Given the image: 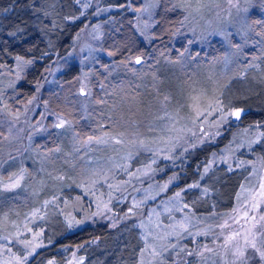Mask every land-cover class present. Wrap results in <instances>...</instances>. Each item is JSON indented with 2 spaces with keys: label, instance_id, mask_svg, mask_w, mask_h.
Here are the masks:
<instances>
[{
  "label": "rangeland",
  "instance_id": "rangeland-1",
  "mask_svg": "<svg viewBox=\"0 0 264 264\" xmlns=\"http://www.w3.org/2000/svg\"><path fill=\"white\" fill-rule=\"evenodd\" d=\"M158 1L75 0L78 12L69 19H84L83 25L67 51L52 46L54 59L31 90L15 84L25 79L32 59L3 67L0 190L15 191V204L27 202L25 189L35 198L23 217L0 219V264H26L37 249L86 224L123 228L115 241L99 245L95 239L87 249L75 246L65 261L47 264H129L130 257H136L133 264H264L245 243L255 236L264 251V165L252 152L260 125L232 120L235 108L227 106L242 101L243 86L234 87L235 95L226 90L214 97L217 91L212 96L200 83V64L190 60L227 53L222 72L228 80L234 62L239 69L236 46L248 60L264 52V0H216L199 13L197 0H177L188 6L171 44L180 43L173 49L182 72L177 64L151 61L152 52H124L117 59L111 49L115 11L126 7L137 32L152 39ZM72 65L76 76L63 80L60 74ZM242 80L264 88L260 61ZM104 98L106 108L99 102ZM225 133L228 142L218 145ZM207 143L213 151L200 162V179L178 187L191 157ZM219 164L247 171L232 209L220 216L214 196L225 206L230 187L223 185ZM10 211L18 212L4 214ZM237 248L243 258L233 254Z\"/></svg>",
  "mask_w": 264,
  "mask_h": 264
},
{
  "label": "trees",
  "instance_id": "trees-1",
  "mask_svg": "<svg viewBox=\"0 0 264 264\" xmlns=\"http://www.w3.org/2000/svg\"><path fill=\"white\" fill-rule=\"evenodd\" d=\"M74 1L75 0H0V72H2L4 66L12 65L17 58L32 59L33 61L31 69L27 71L25 75V79L21 82H16L15 86L31 90L32 86L42 76L43 72L54 59V54L52 52L48 53L52 46H56L54 49L60 50V53H64L70 48L74 40L73 37L80 30L84 20L81 18L78 20L69 19L78 12ZM109 1L117 5H122V3L126 5L128 1L133 4L139 0ZM162 1L163 0L158 1L159 7L157 15L155 16L156 24L153 33L155 34V37L152 39L145 38L137 32L131 22L132 12H129L126 7L124 10L120 9L115 11L118 18L116 23L113 24V30L110 31L111 49L112 51L117 52V59L123 58L124 52L125 55H127V52L134 55L140 52L144 55L147 54L146 52H152L150 53V55H152V58H150L151 61L159 60V64L162 65L163 63L170 65L177 64L175 70L177 72H182L183 67L180 65L181 61L179 58H176L178 56L176 53L178 46L176 45H179L180 43L177 42V44L172 46L171 44L174 42L172 37H174L173 32L175 29L173 27L176 26V22L179 24L180 18L185 13L184 8H188V6L185 5V7H183L184 5L182 6L177 0ZM213 1L216 0L195 1L197 5V8L195 9L196 13H199L200 9L203 11L206 4L208 8ZM174 46H176L177 50L173 49ZM232 54H239V69H234V64L236 63L234 62L230 67V71L233 70L234 73L228 80V74L225 76V74H223L224 72H222L225 66V58L226 56H230L227 53H223L219 58L209 56L205 59L200 55V57H194L190 60L196 61L200 64L199 70L202 73L200 83L206 84L208 88L211 87L210 94L212 96H214L217 91L214 97L221 95V92L226 90L227 95H235L232 93L234 87L243 86L242 89L244 93L242 94V101H234L229 104L227 108L230 106L234 108L239 106L248 108L249 112L243 115L239 122L245 124L259 123L262 137L259 143L254 144L252 152L261 159L264 165V88L261 89L259 83L253 84L252 81H246V83L242 82L246 70H248L251 65H254L255 61H260V64L264 66V52L258 51V55L252 60H248L249 54L247 53L248 56L246 57L245 51L236 46ZM76 68L77 65H72L67 70L63 71L60 74V77L65 81L73 79L77 74ZM129 74L132 75L130 77L134 80L138 78L132 72ZM1 76L2 75H0V77ZM161 78L164 79V77L161 76L159 77L160 81ZM214 79L218 82L213 83ZM251 84L254 85L255 88L257 87L258 91L253 90L251 92ZM212 86H217V88L213 89ZM111 88L112 87H110V89ZM160 93H162V91ZM147 97L152 98V96ZM108 98H104V101L102 99L99 101L102 106H105V108L110 104ZM105 111L107 110L105 109ZM106 113L107 112H104V114ZM98 128L101 127L98 126ZM228 140V135L225 133L218 137V145L226 144ZM66 142L67 139L65 140V143ZM3 145L5 144L0 142V147H3ZM203 146L205 147L197 150L191 157L185 170L188 172V176L186 178L180 176L178 187L184 184L188 185L191 182H196L200 179V162L203 161V158H206L205 156H208L213 151V148L209 143ZM218 166H220L219 170L222 173L224 172V178L222 179L223 185L228 184L230 187V189L224 191L226 197L225 206L222 202L216 200L217 196H214V206L221 205V208L217 209L220 216L221 213H223L222 215H227L232 209L236 202L240 186L246 179L247 171L242 168L229 170L224 164H219ZM47 167L53 169L54 166L47 165ZM12 170H14L13 167ZM12 170L10 169V172H12ZM181 174L182 172L179 173V175ZM28 175L26 178L29 177ZM205 181L207 185L208 181ZM31 191H29V193ZM198 192L200 191H196V193ZM23 193L25 195V200L27 197L30 200V203L27 199V202L24 204L23 202L20 203L18 200V204H15L13 199V196H16L15 191L0 190V219L8 217V219L15 220L13 216L19 214L23 217L25 215L26 211L29 210V207L32 204L31 201L35 198V194H29L26 189ZM12 205L14 206L12 207ZM15 207L18 210V212H16L17 214H14V211H10L8 215L4 214L6 210H13ZM122 228L108 227L101 224L83 225L80 229L62 235L53 243L37 249L35 254L31 256L26 264H47L48 260L57 261L59 263L63 262L75 246L83 244V247L87 249L86 247L91 246L95 239L98 240V243L96 244L99 245H103L105 240L109 242L115 241L117 239V234L121 232ZM129 228L131 229L129 233L137 235V231L133 226H129ZM136 249H139V245ZM135 258L130 257L129 264H133Z\"/></svg>",
  "mask_w": 264,
  "mask_h": 264
},
{
  "label": "snow or ice",
  "instance_id": "snow-or-ice-1",
  "mask_svg": "<svg viewBox=\"0 0 264 264\" xmlns=\"http://www.w3.org/2000/svg\"><path fill=\"white\" fill-rule=\"evenodd\" d=\"M137 63H139V60H137ZM233 114L235 116H237V117H239V115H240L239 111H236ZM177 195H179V194H177ZM261 219H264V217H261ZM228 239L231 240L232 237H229ZM245 243L248 246H250L252 249H254L256 252H258L259 255H260V258L262 260H264V251H261V249L257 247V243H256V240H255V236H253L251 240H249L248 237H245ZM225 246H227V241H226ZM209 251H210V249H209ZM233 254L237 257V259L243 258V256H244V252L240 248H237L236 252L233 253Z\"/></svg>",
  "mask_w": 264,
  "mask_h": 264
},
{
  "label": "water",
  "instance_id": "water-1",
  "mask_svg": "<svg viewBox=\"0 0 264 264\" xmlns=\"http://www.w3.org/2000/svg\"><path fill=\"white\" fill-rule=\"evenodd\" d=\"M140 57H137L136 60H138ZM81 93H84V90L83 89H80ZM236 111H239L240 115L239 117L235 116L233 113H235ZM247 112H249V109L248 108H245V107H242V106H239V107H236L234 109V111L232 112V120H240L241 119V116L242 115H245Z\"/></svg>",
  "mask_w": 264,
  "mask_h": 264
}]
</instances>
